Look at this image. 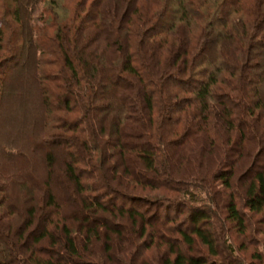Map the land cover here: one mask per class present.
<instances>
[{
    "label": "trees",
    "instance_id": "trees-1",
    "mask_svg": "<svg viewBox=\"0 0 264 264\" xmlns=\"http://www.w3.org/2000/svg\"><path fill=\"white\" fill-rule=\"evenodd\" d=\"M13 1L29 21L37 1ZM221 1L76 3L45 94L61 131L0 133V264H152L160 245L158 264H264L236 245L264 234V0L230 27Z\"/></svg>",
    "mask_w": 264,
    "mask_h": 264
},
{
    "label": "rangeland",
    "instance_id": "rangeland-1",
    "mask_svg": "<svg viewBox=\"0 0 264 264\" xmlns=\"http://www.w3.org/2000/svg\"><path fill=\"white\" fill-rule=\"evenodd\" d=\"M36 1L35 10L31 9V14L30 12L26 13L29 20L27 21L28 24L26 20H23L20 25L10 15L3 16V8H10L11 5L13 8L15 2L13 0H0V31L3 33L0 46V133L4 140H15L18 145L27 147L31 144H26V138L29 139L27 141L34 143L32 138H36L39 133L49 135L61 131V128L58 127L57 116L63 115V112L55 108H49L51 109L49 111L45 103V97L47 94L50 95L58 91V83L60 82L53 78L52 72L63 65L62 43H64V40L59 33L64 34L66 32L65 25L68 24L69 17L73 16L74 6L79 2V0H55L54 3L53 0H50L51 3L48 0ZM91 1L93 0H90V3ZM193 1L197 2V6L201 11L207 9L210 13H215L217 6H221L223 2H226H220V0ZM204 1L205 4L202 8L201 4ZM239 1L240 3L236 4L235 0H230L226 5V10H236V13L230 17L229 27L233 25V22H238L236 21L238 19L248 20L253 17L248 10V6L253 7L255 0ZM177 3H175V6ZM28 7L31 8V5H28ZM57 10L58 12H56ZM174 20H176V15L172 10L167 24L169 25ZM204 22L203 19H195L192 31L199 33L201 28L204 27ZM76 24L78 25L79 22ZM76 116L77 114H71L72 119ZM34 146L36 148V158L33 161L35 164L34 169L35 173L41 174L44 172L42 152L45 148L43 149L38 144H34ZM54 152L61 162L64 158L63 152L59 150H54ZM57 171H59V168H57ZM57 186L59 185L57 184ZM60 192L63 194V188L61 187ZM183 220L184 214H181L171 225H181ZM167 236L171 241L175 237L171 233H167ZM253 237L254 240H251L249 234H246V237L241 236L236 244L239 247L243 242L246 246L242 251L238 250V255L245 257L247 261L250 260L249 257L252 254L262 253L264 257V241L262 242L264 234L253 233ZM242 239L244 241H241ZM164 249L165 245L152 247L147 252L148 261L152 264L162 262Z\"/></svg>",
    "mask_w": 264,
    "mask_h": 264
}]
</instances>
